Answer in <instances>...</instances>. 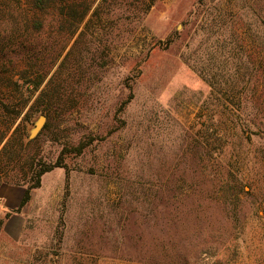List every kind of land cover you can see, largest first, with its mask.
<instances>
[{
  "label": "rangeland",
  "instance_id": "rangeland-1",
  "mask_svg": "<svg viewBox=\"0 0 264 264\" xmlns=\"http://www.w3.org/2000/svg\"><path fill=\"white\" fill-rule=\"evenodd\" d=\"M27 2L0 48L20 28L9 68L50 69L28 132L58 166L19 210L0 182V264H264V0H106L73 37Z\"/></svg>",
  "mask_w": 264,
  "mask_h": 264
},
{
  "label": "trees",
  "instance_id": "trees-1",
  "mask_svg": "<svg viewBox=\"0 0 264 264\" xmlns=\"http://www.w3.org/2000/svg\"><path fill=\"white\" fill-rule=\"evenodd\" d=\"M104 1L106 0H28L25 12L20 14L22 16H37L44 13L57 15L59 31L73 37L86 19L89 20V18L101 14L100 7ZM203 2L204 0H199L200 5ZM0 13H6L12 17L16 14L10 7L4 12L0 10ZM30 23L34 22L31 20ZM29 28L30 26H27L25 30H29ZM262 28L264 31V21ZM20 31V28L12 29L0 48V81L2 82L1 87L4 89L0 109L5 115L0 126V162L2 158H6L5 166L17 168L20 172V174H11L12 176L6 172L0 176V182L26 186L18 210L30 201L32 190L40 187L42 176L58 166V164L41 162L30 149L33 140L29 139L28 125L32 121L34 106L45 91L40 93L35 101L32 102V99L41 89L50 69L40 73L38 69L35 71L17 70V65L14 66V69L9 68V63L15 55L23 54L25 59L28 57V61L32 62L33 56L30 53L34 48V43L29 36H21ZM65 49L66 45L59 54L62 55L61 53ZM69 52L70 50L66 53L64 60ZM31 66L33 67L32 64ZM262 73L264 85V70ZM53 77L54 75L51 76L50 82ZM220 260L217 257L214 264H219ZM172 264L181 263L176 261Z\"/></svg>",
  "mask_w": 264,
  "mask_h": 264
},
{
  "label": "water",
  "instance_id": "water-1",
  "mask_svg": "<svg viewBox=\"0 0 264 264\" xmlns=\"http://www.w3.org/2000/svg\"><path fill=\"white\" fill-rule=\"evenodd\" d=\"M46 119V115L39 116V118L35 121L33 128L29 132V139H34L39 134L45 125Z\"/></svg>",
  "mask_w": 264,
  "mask_h": 264
},
{
  "label": "crops",
  "instance_id": "crops-1",
  "mask_svg": "<svg viewBox=\"0 0 264 264\" xmlns=\"http://www.w3.org/2000/svg\"><path fill=\"white\" fill-rule=\"evenodd\" d=\"M24 193V192H23Z\"/></svg>",
  "mask_w": 264,
  "mask_h": 264
}]
</instances>
